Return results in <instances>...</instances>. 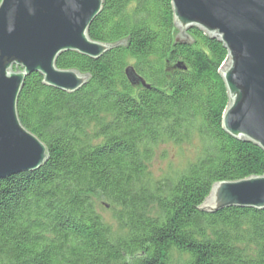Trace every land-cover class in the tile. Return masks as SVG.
Listing matches in <instances>:
<instances>
[{
	"label": "trees",
	"instance_id": "obj_1",
	"mask_svg": "<svg viewBox=\"0 0 264 264\" xmlns=\"http://www.w3.org/2000/svg\"><path fill=\"white\" fill-rule=\"evenodd\" d=\"M89 35L113 49L57 60L90 76L82 89L46 87L37 73L25 81L18 115L49 159L0 181V264H173L174 253L186 264H264V210H200L216 183L264 175V150L223 129L224 44L181 33L171 0H104ZM194 139L198 157L155 181L160 147Z\"/></svg>",
	"mask_w": 264,
	"mask_h": 264
},
{
	"label": "water",
	"instance_id": "obj_2",
	"mask_svg": "<svg viewBox=\"0 0 264 264\" xmlns=\"http://www.w3.org/2000/svg\"><path fill=\"white\" fill-rule=\"evenodd\" d=\"M181 33L198 28L229 52L221 75L229 94L223 129L234 139L264 150V0H171ZM104 0H1L0 3V181L41 169L49 159L45 143L18 115L26 79L40 74L46 87L76 93L90 76L61 70L67 52L97 60L113 46L89 35ZM181 36V35H180ZM126 75L146 86L133 68ZM264 210V175L216 183L200 210Z\"/></svg>",
	"mask_w": 264,
	"mask_h": 264
},
{
	"label": "rangeland",
	"instance_id": "obj_3",
	"mask_svg": "<svg viewBox=\"0 0 264 264\" xmlns=\"http://www.w3.org/2000/svg\"><path fill=\"white\" fill-rule=\"evenodd\" d=\"M202 148L200 142L196 139L190 144L182 146L164 145L158 150L157 156L153 163L149 165V171L155 181L164 178H174L183 172L188 164L192 163L197 157L198 152ZM103 202V201H102ZM107 223L116 229L117 225L113 220V214L110 208L104 206L99 210ZM187 257L178 253L173 254V264H186Z\"/></svg>",
	"mask_w": 264,
	"mask_h": 264
}]
</instances>
